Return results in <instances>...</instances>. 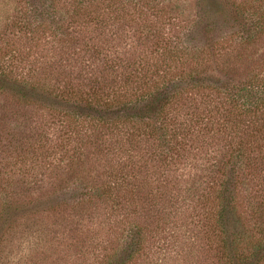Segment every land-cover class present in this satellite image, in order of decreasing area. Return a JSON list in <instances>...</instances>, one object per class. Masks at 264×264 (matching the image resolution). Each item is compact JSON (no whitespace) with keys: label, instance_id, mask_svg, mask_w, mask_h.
Listing matches in <instances>:
<instances>
[{"label":"trees","instance_id":"obj_1","mask_svg":"<svg viewBox=\"0 0 264 264\" xmlns=\"http://www.w3.org/2000/svg\"><path fill=\"white\" fill-rule=\"evenodd\" d=\"M21 1L28 5L24 21L13 23L31 37L34 49L45 36L70 41L64 35L69 26L63 15H70L72 29L85 18L86 31L98 32L91 37L92 45L74 59L81 71L86 68V84L71 78L73 66L53 67L47 59L54 54L36 50L34 58L33 46L21 52L9 39L0 38V93L27 114L45 110L51 119L61 117L68 128L64 141L52 142L42 127L28 124L24 114L17 133L11 134L12 101L0 106V264H15L10 255L22 250L21 244H12L19 225H26L21 233L30 238L31 219L70 213L69 206H82L86 212L93 196L127 211L136 202L137 176L145 177V184L149 174L156 185L155 194L149 193L152 208L146 217L156 214L157 221L166 223L164 209L186 207L183 220L202 228L198 244H180L185 264H264L263 64L259 71H247L245 80H233L245 68L250 47L264 41V0H197L187 29L164 40V46L159 42V49L148 54L140 52L141 45L137 56L128 58L127 53L123 58L106 57L99 37L109 35L105 31L111 27L122 29L127 18L140 30L139 36L146 30L159 34L146 13L159 17L160 7L179 0H156L153 5L148 0H72L73 9L64 11L62 0H43L38 7L32 0ZM60 55L65 60L69 56ZM138 138L149 148H137ZM134 153L139 154L137 161ZM54 157L57 164L49 170L47 161L54 162ZM76 163L86 167L83 177H63L66 169L74 175ZM18 166L25 168L20 178L15 175ZM179 168L188 171L186 177L176 171ZM86 181L98 185L88 188ZM162 233L149 222L134 224L99 264H135L149 258L152 248L162 253L156 246L166 240ZM19 257L16 262H30Z\"/></svg>","mask_w":264,"mask_h":264},{"label":"rangeland","instance_id":"obj_2","mask_svg":"<svg viewBox=\"0 0 264 264\" xmlns=\"http://www.w3.org/2000/svg\"><path fill=\"white\" fill-rule=\"evenodd\" d=\"M42 1L43 0H32L31 3L33 2L38 7L41 5ZM155 1L156 0H148L150 5H153ZM235 1L240 2L242 0ZM62 3L66 6H63L61 11H64L68 7L73 9L72 0H62ZM160 8H162L163 13L159 17H156L157 15L154 12L146 13V16L149 15L150 21L156 24L158 31L160 32L159 34H156L155 31L147 33L146 30L145 32H142L141 36H139L140 30L137 29V26L134 23L129 21V18L125 21L126 25L122 26V29L111 27L106 30L105 32L109 33V35H101L99 37V39L102 40V48L103 51H105L104 53L106 57L110 56L114 58L115 56H120L123 58L122 54L124 53H127L125 55L127 58L129 54L137 56L141 45L144 48H142L140 52L147 51V54L150 50L159 49L157 48L159 42L161 46H164L162 43L164 40L173 39L181 31L187 29V20L196 13L197 0H179L178 3L171 2L168 3L167 6ZM27 9L28 5L21 0H0V38H3V40L9 39L12 44L15 43L14 45L20 47L21 52H23V50L27 51L29 46H33L31 54L34 58L37 57V54L34 53L36 50L42 53L46 52L49 55L54 54L50 59H47L52 65L54 63L53 67H60L65 64L73 66L70 67L69 70L71 78H76L75 82H83L86 84V81L82 78H86L87 76L86 68H83V71H81L79 64H76L78 60L74 61V59L79 58L83 54L84 49L81 50L83 47L87 50L90 45H92L90 40L91 37L97 35V29L91 31H94V33L86 31L84 24L86 20L85 18L82 19L81 26L77 24V27L72 29V25L69 21L70 15H63L61 17H63L65 23L69 26L67 30L63 29L64 35H66V40L70 41L61 42L56 41V39L51 36H45L40 42L39 47L34 49V42L30 39L31 37L28 34H24L20 24L16 25L13 23L16 21H18L17 23L24 21L23 14L27 12ZM103 34L105 33L103 32ZM64 35L59 38L64 37ZM204 36L211 41L216 39L214 34H206ZM205 37L203 40L204 43ZM88 39L87 47H85L86 44L84 42H87ZM62 52L69 54L66 58L67 61L71 59L72 61L67 62L64 59L65 56L61 57L60 53ZM247 52L248 61L245 64V68L239 70V75L235 76L233 79L234 82L245 80L249 71H259L261 69V64H263L264 68V41H261L254 47H250ZM82 63L86 65V57L82 59ZM93 66H95L94 63ZM113 77L114 76L111 75L109 79L111 80ZM84 89L85 88H83V90ZM10 101H12V103ZM14 103L15 101L9 99L6 94L0 93V106L10 104L11 116L8 121L9 127L7 131L11 134L13 132L17 133L16 128L21 126L24 119L21 115L24 116V114H27L24 109H21V105L17 106ZM27 116V123H32L36 129L42 127L45 130V135L48 140H51L52 142H61L59 139H62V141H64L63 138L66 137L65 132H68V128H65L66 126L61 121V117H53L51 119L48 117L45 110H34V112L33 110H30V114H27ZM1 137L2 136H0V139ZM141 138L137 139L139 141L137 148H149V143ZM2 141L3 144H6L5 139H2ZM0 148H3L2 145ZM133 157V161H137L139 154L134 153ZM53 159L54 162L53 160H50V158L47 161V167L49 170H52L53 166L57 164L55 163V157ZM123 163L126 162L119 161L120 165ZM136 164V167L140 165L139 163ZM37 166H39V164ZM61 166L65 167L64 165ZM150 166L151 163H148V172L150 171ZM16 168V178L23 177L25 175V168L19 166ZM82 168L83 170H86V167H82V165L76 163L74 168H71L72 170L74 169V175H71L66 169V175L62 174V176L68 177V175H78V177H80L84 175L81 173ZM37 169H39V167ZM107 170H109V168ZM176 171H178L183 178L186 177L184 174H187L188 172L187 170H182V168H179ZM99 173H101V171H99L98 174ZM97 177L98 176L94 174L90 175V178L93 179ZM148 178L150 179H148L150 182L148 181L143 184L142 182L145 180V177L138 175L135 180L136 183L133 184L135 187L134 199L136 201L134 207H132L133 210L131 208L126 211L123 210L121 206L112 207L111 203L114 204L113 202L110 203L103 198H97L92 195L93 197L91 200L86 202V212L82 211V206V209H79L80 207L78 206L76 207L77 209L69 206V208H71L69 209L70 213L66 211L57 214L48 213L47 215L42 214L40 217L37 216L31 219V224L29 223L28 225L30 227H27L29 229L28 234H30V238L24 237L21 233V230H23L26 225H19L18 231L20 232L15 238L22 235L23 239L18 240L14 238L12 239V244L14 246H20L21 244L22 250L15 253V255L11 254L10 257L15 261V264H23L21 261L16 262L20 260L19 255L22 259L26 258L27 260H30L27 264H35L36 262L34 263V260H37L38 258L44 259L46 261H44V263L46 264H99L102 258L105 257L112 248H115L118 245L119 241L122 242L120 238L124 237L125 231L128 227H131L134 224H145L149 222L151 225H158V228L163 229L162 235L166 237V240H162L160 243L158 242L156 246L161 247L162 250H164L160 253V250L156 251L152 248L151 251L153 253L149 258L146 259L141 257L135 264H185L182 259V250H179L181 249L180 244L183 243L187 246L191 245V243L194 245L198 244V241L202 238V228L200 224L191 222L188 218L183 220V217H181L182 213L189 212L186 210V207L181 210L174 207L164 209L167 217L166 223L161 220L157 221L159 216L156 214H153V217L147 218L146 211H149V207H151L149 204V193L152 192L155 194L154 186L156 185V182L150 174ZM95 185L98 184L96 182L91 184L86 181V186L88 188ZM138 188L140 190L139 193L136 191ZM173 193L176 194L175 192ZM182 195L184 196V193ZM149 214H151V212H149ZM47 216L48 219L52 220H48L46 218ZM60 217H63V219L65 218V220L62 221ZM131 222L134 223L130 225ZM187 223L189 224L187 225ZM44 227L47 228V230L44 229ZM67 234H72L74 239L68 238ZM9 239L11 238L9 237L8 240ZM24 240L27 243L32 244V246L27 247ZM47 240L48 242L50 241L51 244L46 243ZM177 251L180 253L179 255L176 254ZM4 257L5 254L3 258ZM38 264H40V262Z\"/></svg>","mask_w":264,"mask_h":264}]
</instances>
